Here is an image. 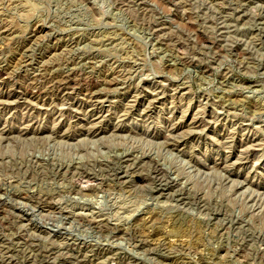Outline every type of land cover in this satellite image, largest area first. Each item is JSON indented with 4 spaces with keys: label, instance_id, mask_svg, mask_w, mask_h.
Masks as SVG:
<instances>
[{
    "label": "rangeland",
    "instance_id": "1",
    "mask_svg": "<svg viewBox=\"0 0 264 264\" xmlns=\"http://www.w3.org/2000/svg\"><path fill=\"white\" fill-rule=\"evenodd\" d=\"M0 264H264V0H0Z\"/></svg>",
    "mask_w": 264,
    "mask_h": 264
},
{
    "label": "bare ground",
    "instance_id": "2",
    "mask_svg": "<svg viewBox=\"0 0 264 264\" xmlns=\"http://www.w3.org/2000/svg\"><path fill=\"white\" fill-rule=\"evenodd\" d=\"M98 96V95H97ZM96 97V96H95ZM85 213H83V215H84ZM87 215V214H86ZM93 216V215H92ZM95 217V216H94ZM85 218V217H84ZM92 218V217H91ZM96 219V218H95ZM142 219V218H141ZM95 221H97L99 224L101 223V221L102 220H95ZM150 221H151V219H150ZM90 222V221H89ZM107 222V221H106ZM146 224V223H145ZM98 225V224H97ZM108 225V224H107ZM107 228V227H106ZM121 228V227H120ZM117 229V228H116ZM97 254V253H96ZM176 257V256H175Z\"/></svg>",
    "mask_w": 264,
    "mask_h": 264
}]
</instances>
